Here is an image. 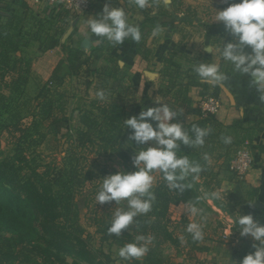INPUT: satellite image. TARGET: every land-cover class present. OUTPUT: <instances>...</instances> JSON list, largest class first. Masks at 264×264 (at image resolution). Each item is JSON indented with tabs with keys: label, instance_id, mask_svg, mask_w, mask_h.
I'll list each match as a JSON object with an SVG mask.
<instances>
[{
	"label": "trees",
	"instance_id": "16d2710c",
	"mask_svg": "<svg viewBox=\"0 0 264 264\" xmlns=\"http://www.w3.org/2000/svg\"><path fill=\"white\" fill-rule=\"evenodd\" d=\"M98 1L91 0V6L98 8ZM170 1L175 11L184 8L186 15L194 17L191 7H183L182 0ZM162 4L158 2L159 9L162 8ZM13 5L19 6L24 11V15L27 12L21 0L6 1L0 8L5 13V15H0V101H6L12 95H20L31 78H36L40 87L42 79L36 73L34 63L40 57L49 58L53 49L60 48L64 54L63 58L51 69L38 95L41 96L40 94L44 91L43 87L47 83L55 85L56 93L44 96L39 101V114L45 120H49L55 138L66 136L68 141L73 140L75 145L65 150L66 156L61 166L52 168L50 165H41L34 158L28 157L19 143L13 144L12 154L0 147V264H110L109 255L90 245L83 236L84 228L78 223V204L75 196L84 189L86 181L91 179L90 168L82 165L80 161L83 153L79 151V146L84 147L88 143L97 146L101 151H116L118 157L128 167V172L134 171L132 156L121 148L132 131L130 128H125L123 121L131 116H137L142 109L146 110L159 105L146 94L129 108L125 107L120 99L110 97L111 95L109 100L104 102L92 100L90 102L92 109L80 111L78 118L82 127L74 131L72 138L67 128V120L59 115L64 107L62 101L65 93L58 91V88L63 84L66 76H79L89 61V57L81 49L60 44V37L67 27L69 18L76 15L43 3V17L36 23L38 27L35 35L39 44V53L31 57L22 55L29 37L22 33L21 17L15 14ZM144 20L152 24L157 22L156 18ZM139 28L142 38L139 43H135V50L144 59L146 32H143V23L139 25ZM231 39L232 37L227 33L223 44ZM104 42L109 44L106 40L101 41L97 49L101 50ZM245 51L249 52L247 48ZM114 56H110L109 60L114 62L116 59ZM62 61L66 67L63 74L60 73L63 67ZM198 62L204 63L205 59L195 58L191 65L183 70L175 65L170 57L166 58L159 71L161 76L159 93L164 96L169 95L168 99L162 103L180 112L175 122L182 123L189 129L193 124L210 129L203 147L192 148L181 144L178 149L181 156L187 155L191 160L198 162L204 170L198 176H189L182 181L184 184L191 185L182 192L170 189L162 173L158 172L153 187L156 199L152 210L146 215L135 218L137 223L131 228L122 230L118 237L114 234L110 235L107 231L111 221L109 215L103 214L91 219V224L96 228L95 233L100 235V242L108 241L109 244L122 247L132 242L136 235L153 236L149 252L143 257L141 263L135 261L134 264H182L163 252L166 246L172 247L175 252H182V240L176 234V228L169 218L170 206L181 203L206 206L205 199L200 195L199 186L204 185L210 193L219 185L216 173L209 169L208 157L216 155L214 157L216 159L220 156L219 152L223 150L226 155L234 153L236 148L244 142L250 146L251 132L260 128L262 118L253 123L238 120L225 126L219 123L213 115L202 116L198 108H183L184 104L200 101L205 94L206 85L192 71V65ZM226 64L227 72L234 78L246 77L234 73L232 66ZM112 66L102 70L105 79L117 77L116 68ZM181 72L186 73L185 77L188 78L186 83L181 82ZM120 81L123 82V76ZM89 84L90 82H85L86 86ZM188 88L192 89L191 93ZM218 89V86L214 87L212 94L216 95ZM116 94H119L118 89H116ZM186 114H193L195 118L187 121ZM58 122H61L62 127L65 128L64 133L57 131ZM12 127L18 130L16 125ZM226 136L231 137V144L223 142L222 138ZM4 140L7 144L10 143L7 137ZM225 168L229 171L228 163ZM198 177L203 178L201 182L196 180ZM91 200L90 195L86 196L83 201L84 205L88 206ZM211 202L233 218L234 208L242 204L241 198L237 196L225 199V202L219 200H211ZM185 221H187L185 218L180 219V222ZM232 230H235V227ZM2 234L5 236L1 237ZM254 243L256 242L251 239H242L232 251L230 263L240 264L245 255L255 251L252 247ZM193 264L204 263L195 258Z\"/></svg>",
	"mask_w": 264,
	"mask_h": 264
},
{
	"label": "crops",
	"instance_id": "0c3cea01",
	"mask_svg": "<svg viewBox=\"0 0 264 264\" xmlns=\"http://www.w3.org/2000/svg\"><path fill=\"white\" fill-rule=\"evenodd\" d=\"M6 1L0 0V8ZM23 7L27 10L26 15L24 11L17 5H13L15 14L21 17L20 25L22 33L29 37L27 46L22 55L35 56L39 53V44L36 41L35 35L37 32V22L42 18L43 2L39 0H21ZM118 7L125 9L128 13L129 22L136 25L143 23L146 36L144 38V59L136 52L135 42L126 40L122 45L112 47L103 43L101 50L97 49L101 40L95 36L86 37L88 32L85 21L92 18L91 16H101L103 14V7L99 5L98 8L90 7L89 11L76 16H71L68 20L67 27L60 37V44L76 47L85 52L89 57V61L84 66V73L79 76L65 77V84L75 82L77 85L80 78L87 76L89 78L90 89L95 87L99 90L114 91L116 89L125 93L129 90L131 95L128 97L129 106L136 103L144 94L152 97L156 102H161V94L159 88L161 84L160 69L163 67L164 60L171 58V61L185 70L195 58L201 57L205 62H219L221 70L228 75V79L223 85L218 86V92L215 97L220 103V109L214 118L222 125H231L234 121L244 120L253 123L259 118L260 128L253 130L250 134V151L253 157V163L247 173L242 179L235 178L227 169L219 167L217 170L218 188L227 189L228 193L225 199L233 196L241 198V206L234 208V214L247 215L252 214L254 219H258L261 224H264V101L260 100V93L250 83L251 77L234 78L226 70V62L219 57L217 49L222 46L227 32L222 23L212 21L216 12L228 7L232 3L238 1L228 0L225 4L215 1L199 0L187 3L182 0L183 7L190 6L194 12V17H190L184 13V8L175 11L172 8L171 1L167 6L162 4V8H158V0L152 2L156 8V14L150 18H156V24H152L143 17L142 11L145 9H138L134 6L133 0H124ZM101 7V8H100ZM158 10V11H157ZM166 11L164 14L161 12ZM0 15L5 13L0 9ZM159 17H166L167 20L161 21ZM146 19V18H145ZM149 19V18H148ZM159 27L161 29L158 36L153 37V31ZM210 48L212 51H210ZM248 49V48H247ZM250 52V49H248ZM49 58L40 57L36 62V73L43 79V73L40 67L50 68L51 70L63 58V53L60 48L56 47L50 52ZM116 58L114 62L109 60L110 56ZM109 62V63H108ZM62 69L60 73H65V64L62 61ZM47 64V65H46ZM114 65L117 72V77L104 78L102 70L110 68ZM36 67V68H37ZM35 69V68H34ZM185 72H181L182 83H186L188 78L185 77ZM83 75V76H82ZM123 76V82L120 78ZM36 78H31L28 84L36 82ZM204 83V82H203ZM205 95L213 93L214 87L206 84ZM75 85V86H76ZM113 85V87H111ZM134 88V89H133ZM89 89V88H88ZM113 89V90H112ZM191 93L192 89L188 88ZM128 92V93H130ZM127 95V94H126ZM110 96V95H109ZM74 97V94L71 95ZM203 99V97L201 98ZM200 101L190 102L184 104L183 108L200 109ZM125 106V105H124ZM195 118L193 114H186L185 119L190 121ZM170 122H175V119ZM244 126H246L244 124ZM151 141L148 142L150 146ZM155 173V172H154ZM217 188V189H218ZM251 202L249 205L248 202ZM206 206L196 205L202 209L204 217V238L201 241H193V245L197 250L196 259L202 261L204 264H228L232 251L241 243L242 239L248 238L240 236L239 232L232 230L233 216L222 212L215 207L210 200L205 199ZM243 205V206H242ZM187 204L171 205L169 208V218L172 223H176L181 218H185L188 223L193 221L201 222V217H191L186 209ZM210 214L213 217H206ZM232 233L228 236V232ZM251 239V237H250ZM252 240V239H251ZM254 241V240H253ZM190 242V241H189ZM120 246L110 244L109 257L110 264H134L137 260L129 262L121 261L118 257V249ZM143 259V258H142ZM142 259L138 262H142ZM193 257L191 260H194ZM182 264H188L186 261H177Z\"/></svg>",
	"mask_w": 264,
	"mask_h": 264
},
{
	"label": "clouds",
	"instance_id": "9594fccd",
	"mask_svg": "<svg viewBox=\"0 0 264 264\" xmlns=\"http://www.w3.org/2000/svg\"><path fill=\"white\" fill-rule=\"evenodd\" d=\"M133 3L138 9L149 6V0H133ZM169 3L170 0H163L164 6ZM215 12L212 21L222 23L232 37L229 42L217 49L220 59L230 64L234 73L250 76V83L260 93V100L264 101V0H238ZM91 17L85 21L88 29L86 37L95 36L101 41L106 40L112 47L122 45L126 40L135 43L141 41V30L138 25L129 22L125 9L105 4L101 16ZM160 31L161 29L157 27L152 33L153 37L158 36ZM246 48L250 49V52H246ZM192 71L202 82L213 87L223 85L228 79L219 62H198L192 65ZM96 97L102 101L109 99L105 90H98ZM179 115L180 112L173 110L168 104L160 103L157 107L142 109L137 116H131L123 121L125 128L132 130L128 143L135 142L143 147L134 151L132 157L134 171H118L99 180L100 185L95 195L96 203L114 201L115 205H120L121 202L125 205L115 208L107 228L110 235L120 236L122 230L137 223L135 218L152 210L156 199L153 191L154 172L162 173L170 189L182 192L185 188L191 187L182 181L189 176H198L204 170L198 162L191 160L187 155L181 156L178 149L181 144L192 148L203 147L210 129L196 124L189 129L182 123L170 122ZM222 139L225 144L232 143L231 137L226 136ZM149 141L152 144L146 146ZM227 193V189L221 187L206 194V198L225 202ZM251 202L252 200L248 202L249 205ZM186 211L191 217H201V222H190L186 226V232L191 235L193 241L203 240L205 226L203 210L195 204H190ZM232 224L240 236H250L256 242L252 245L255 251L245 255L240 264H264V224L254 219L252 214L238 213L235 214ZM231 233L232 230L228 232L227 238ZM153 239L151 235H136L132 242L118 249V257L124 262L141 260L149 252Z\"/></svg>",
	"mask_w": 264,
	"mask_h": 264
},
{
	"label": "rangeland",
	"instance_id": "374dc122",
	"mask_svg": "<svg viewBox=\"0 0 264 264\" xmlns=\"http://www.w3.org/2000/svg\"><path fill=\"white\" fill-rule=\"evenodd\" d=\"M132 1V0H131ZM154 0H149V6L145 7L142 11L143 17L150 18L153 13L156 14V8L153 5ZM158 0H155V2ZM187 3L193 2L194 0H185ZM199 1V0H195ZM207 1H215L224 3V0H207ZM228 1V0H227ZM126 2L124 0H99L98 3L101 7H104L105 4L110 5L113 8H120L118 7L120 3ZM100 7V8H101ZM158 11V10H157ZM153 12V13H152ZM144 18V19H145ZM159 20L164 21L167 20L166 17H159ZM53 56V55H51ZM50 56V57H51ZM37 61V60H36ZM109 63V62H108ZM38 62L34 63L35 71H37ZM47 65V64H46ZM37 67V68H36ZM84 68V67H83ZM50 68L42 69L40 67V71H42V81H41V88L44 83H46V79L49 77ZM84 70V69H83ZM84 73V71H83ZM83 76V75H82ZM65 81V80H64ZM89 81V78L83 76L80 78L79 83L76 85L75 82H69L68 84L64 85L65 82L58 88V91L64 92L65 96L63 99L64 107L61 112V117H64L67 120V128H69V135L74 137V131L76 129H80L82 126L79 123V114L80 111H84L86 109H92L90 106V102L92 100H98L104 102L96 97V92L100 89L95 87L94 90L90 89V86H86L85 82ZM76 85V86H75ZM38 81L34 82V84L30 83L27 84L24 91L20 95H12L6 101H0V147L2 150H7L10 154L13 153V144L19 143L24 148L28 157L34 158L37 163H41V165H50V167H60L61 163L65 159V150L68 149L71 145H75L72 141H68L66 136L62 138H55V133L53 128L50 125L49 120H45L39 114V101L42 100L44 96L54 95L56 93V87L54 84L47 83L43 89L44 91L40 94V87L38 88ZM89 88V89H88ZM134 89V88H133ZM131 90L124 93L120 92V94H116V90L113 91H106L110 97L114 99H120L125 105V107L129 108L128 104V97L131 95ZM130 92V93H128ZM74 94V97L71 95ZM127 94V95H126ZM43 95V96H42ZM161 102H165L169 95L164 96L163 94L160 95ZM109 100V99H108ZM94 113L96 111L94 110ZM15 116V118H14ZM12 125H16L18 130H14ZM8 127V128H7ZM57 131L60 133L65 132V128L62 127V123H57ZM26 136V137H25ZM5 137L9 139L10 143L7 144L4 140ZM25 137V138H24ZM73 143V144H70ZM98 145V144H97ZM143 147L141 145H137L135 142L128 143L126 140L123 145L122 149L127 151L130 156L133 157L134 151L138 150L136 148ZM79 151L83 153L82 158L80 161L82 165L85 167L90 168L91 172V179L87 180L85 183V187L82 191H80L75 196V201L78 204V223L81 227L84 228L85 233L83 236L85 239L96 249H101L102 252L109 255V246L110 242H100L99 237L100 235L95 233V226L91 223V219L94 217H100L103 214L105 216L109 215L110 219L116 207H124V202H121L120 205H115V202H108L104 204L96 203L95 195L99 188L100 181L105 176L110 174H115L118 171H128V167L124 162L118 157L116 151H101L97 146L85 144L84 147L79 146ZM220 155L216 159V155L212 157L210 155L208 157L209 169L213 173H216L219 167L225 168L227 165L230 156L224 154V150L219 152ZM226 169V168H225ZM158 172L154 173L155 181L156 175ZM203 178L198 177L196 180L201 182ZM200 195L203 199L206 198V194H208V190L204 185L199 186ZM91 196L92 200L88 206H85L83 201L86 196ZM211 201V200H210ZM206 217H213L210 214H206ZM196 222V221H195ZM198 222V221H197ZM188 221L180 222L178 220L176 223H173V226L176 228V234L182 240V252L180 251L175 252L172 247L166 246L164 249V254H168L174 257V260L177 261H186L188 264H193L194 260H191L193 257L196 258V254L198 253L196 248L193 245V240L191 235L186 232V226L188 225ZM130 225L128 228H131ZM5 236V234H2ZM250 239V236H247ZM252 239V238H251ZM190 241V242H189ZM25 264V263H21ZM34 264V263H28ZM230 260H229V263Z\"/></svg>",
	"mask_w": 264,
	"mask_h": 264
},
{
	"label": "built area",
	"instance_id": "2783aa9c",
	"mask_svg": "<svg viewBox=\"0 0 264 264\" xmlns=\"http://www.w3.org/2000/svg\"><path fill=\"white\" fill-rule=\"evenodd\" d=\"M49 7H57L70 14L79 15L89 11L91 0H39ZM220 109L218 99L212 93L203 96L200 103L202 116L214 115ZM253 163L249 144L244 142L232 153L228 161L229 172L237 179H242Z\"/></svg>",
	"mask_w": 264,
	"mask_h": 264
}]
</instances>
